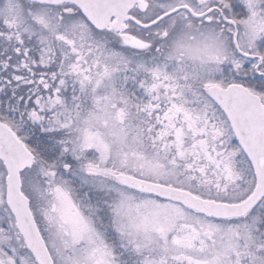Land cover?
<instances>
[{
	"label": "snow or ice",
	"instance_id": "snow-or-ice-1",
	"mask_svg": "<svg viewBox=\"0 0 264 264\" xmlns=\"http://www.w3.org/2000/svg\"><path fill=\"white\" fill-rule=\"evenodd\" d=\"M0 264H264V0H0Z\"/></svg>",
	"mask_w": 264,
	"mask_h": 264
}]
</instances>
